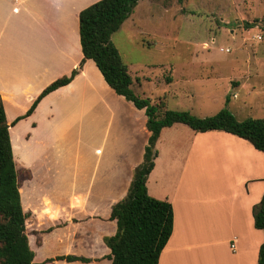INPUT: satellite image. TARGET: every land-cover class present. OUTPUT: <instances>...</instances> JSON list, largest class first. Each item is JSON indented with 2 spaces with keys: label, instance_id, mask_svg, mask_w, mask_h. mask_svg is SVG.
Returning a JSON list of instances; mask_svg holds the SVG:
<instances>
[{
  "label": "crops",
  "instance_id": "1",
  "mask_svg": "<svg viewBox=\"0 0 264 264\" xmlns=\"http://www.w3.org/2000/svg\"><path fill=\"white\" fill-rule=\"evenodd\" d=\"M95 1L0 0V97L7 123L46 85L79 66L78 14ZM194 63L200 66H185ZM227 108L240 119L236 106ZM145 123L144 109L116 94L88 58L67 84L9 126L16 168L26 173L19 196L30 214L25 229L32 264L111 263V206L126 194L142 160ZM180 127L161 129L145 182L148 194L173 210L158 264H257L264 231L254 226L252 208L264 191V151L223 130ZM66 255L88 261L56 259Z\"/></svg>",
  "mask_w": 264,
  "mask_h": 264
},
{
  "label": "rangeland",
  "instance_id": "2",
  "mask_svg": "<svg viewBox=\"0 0 264 264\" xmlns=\"http://www.w3.org/2000/svg\"><path fill=\"white\" fill-rule=\"evenodd\" d=\"M139 4L134 20L128 17L111 35L135 94L201 117L236 106L240 119H264V0ZM192 61L200 66H185Z\"/></svg>",
  "mask_w": 264,
  "mask_h": 264
},
{
  "label": "trees",
  "instance_id": "3",
  "mask_svg": "<svg viewBox=\"0 0 264 264\" xmlns=\"http://www.w3.org/2000/svg\"><path fill=\"white\" fill-rule=\"evenodd\" d=\"M138 0H97L78 14L79 41L83 58L69 75L54 79L36 96L24 114L7 123L0 97V264H32L33 251L28 245L19 187L23 172L16 168L9 137V126L30 114L40 99L50 91L67 84L79 71L85 59H92L113 91L144 109L149 131L141 162L133 169L126 194L111 206L110 220L116 230L107 238L110 264H158L161 250L173 226V210L167 200L148 194L146 179L157 155L156 140L163 127L182 123L196 132L223 130L248 140L254 148L264 151V119H237L222 107L210 116H196L188 110L165 109L161 101L151 102L131 88L128 66L111 40V35L129 17ZM246 23V27H249ZM163 107L164 109L160 110ZM22 174V175H21ZM254 226L264 231V191L252 208ZM56 259L88 261L73 255ZM52 259H47V261ZM257 264H264V241L258 249Z\"/></svg>",
  "mask_w": 264,
  "mask_h": 264
},
{
  "label": "built area",
  "instance_id": "4",
  "mask_svg": "<svg viewBox=\"0 0 264 264\" xmlns=\"http://www.w3.org/2000/svg\"><path fill=\"white\" fill-rule=\"evenodd\" d=\"M257 38H258V39H261V36H260V35H258V36H257Z\"/></svg>",
  "mask_w": 264,
  "mask_h": 264
}]
</instances>
